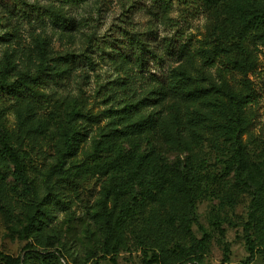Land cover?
Segmentation results:
<instances>
[{
	"label": "rangeland",
	"instance_id": "374dc122",
	"mask_svg": "<svg viewBox=\"0 0 264 264\" xmlns=\"http://www.w3.org/2000/svg\"><path fill=\"white\" fill-rule=\"evenodd\" d=\"M51 4L57 6L52 0H0V61L3 52L11 54L14 67L8 69L18 78L34 73L40 63L49 64L46 72L53 73V80L47 91H58L35 115L24 108L9 111V134L28 152L25 160L37 195L31 198L14 187L12 167L1 158L0 187L12 202L9 211L0 210L1 260L11 255L16 264H264V71L251 75L257 102L252 130L243 136L246 183L236 175L229 133L220 129L216 110L207 131L188 123L180 135L174 121L168 122L173 142L164 139L161 122L144 132L128 127L115 138L121 155L118 165L73 188L62 185L63 177L57 174L67 173L70 165L81 162L112 134L115 127L107 125L103 114L112 104L98 90L114 82L113 91L126 100L124 82L119 81L124 67L145 77L149 73L168 79L144 92L137 90L136 100L144 104L146 114L158 111L167 117L177 111L187 122L195 117L200 100L194 94L210 88L213 71L168 53L180 41L203 35L220 44L237 43L248 14L264 6V0H220L203 16L184 13L175 4L164 10L153 0H88L62 9L75 22L69 30L53 21L57 16L50 12ZM250 42L262 56L264 28ZM114 44L121 51L140 49L143 57L137 53L121 59L113 54ZM72 56L75 60L67 62ZM59 58L67 63L64 68ZM141 60L145 63L139 71ZM4 68L0 63V70ZM73 106L81 108L83 117L73 121L76 151L66 158L59 125L68 121ZM38 119L46 120L48 127L40 129ZM21 120L31 126L25 137L18 131ZM116 126L124 128L119 121ZM174 162L187 166L195 178L194 213L180 191ZM48 194L53 196L54 213L47 221L32 223L26 233L28 217L43 199L48 202ZM185 211L196 218L192 236L182 227ZM119 216L123 222L115 233ZM246 226L255 249L251 263H246ZM32 249L42 255L50 251L56 259L43 262L34 254L27 256Z\"/></svg>",
	"mask_w": 264,
	"mask_h": 264
},
{
	"label": "trees",
	"instance_id": "16d2710c",
	"mask_svg": "<svg viewBox=\"0 0 264 264\" xmlns=\"http://www.w3.org/2000/svg\"><path fill=\"white\" fill-rule=\"evenodd\" d=\"M56 7H53L50 12L56 14L57 18L53 20L58 22L60 27L64 30L74 27V20L64 14L65 7H72L74 5L86 3L88 0H52ZM160 4L164 10L169 9L175 4L181 11L188 13L191 11L201 13L202 16L206 13V10L216 5L220 0H153ZM55 8V9H54ZM63 13V14H62ZM264 28V6L259 7L255 12H250L247 19L244 21L242 27L239 29V38L237 43L232 44H220L216 40L212 41L206 36L195 39H186L180 41L173 49L168 53V57L175 58V60H186L191 64H200L202 67L212 70V83L210 88H204L198 90L195 96L200 100V112L187 122L183 115L179 112L171 113L167 117L160 116V112L154 111L146 114V107L140 101L136 100L139 93L146 91L152 85H162L168 81L166 76L158 79L152 74L148 73V76L136 73L134 70L124 67L121 74L120 82H124L123 89L124 94L128 95L125 100L122 95H118L113 88L116 83L108 81L106 85H101L100 90L104 92L102 97H105L106 102H110L112 105L103 111L104 117L107 119V125L113 129L112 134L108 135L106 139H102L98 142L97 148L91 152L85 154L81 162L72 164L69 166L67 173L59 172L63 178L60 183L69 189L77 186L79 182H87L98 174L107 171L110 168H114L118 165V161L121 159V155L116 153L115 138L121 137L126 129L129 127L135 132H144L151 130L158 122L163 124V137L169 142L175 141V137L172 133L171 127L168 122L174 121V128L178 134H183L187 129V124H191L202 130L211 129L210 120L213 116V111L216 110L218 114V125L220 129L229 133L231 146L233 149V160L236 163V175L239 179L246 183V175L244 164L247 160V154L244 149L243 136L252 130L254 119L256 116L255 105L257 97V86L254 83L251 75L258 73L261 74L264 71V42L262 43L261 55L256 54L251 47V38ZM1 40V39H0ZM110 47V45L108 46ZM113 51L117 57L121 59H130L131 54L138 57H143V53L140 49L136 52L133 49L130 51H121L120 46L112 45ZM143 50V49H142ZM1 55V54H0ZM76 56H72L67 62L75 60ZM63 58H59L57 63H61ZM144 60H141V67L139 71H142L144 66ZM0 63H3L5 68L0 70V160L5 159L7 164L12 167V177L14 180V187L21 188L25 195L35 198L37 195V186L35 179L30 173V168L25 160L28 152L23 148V145L16 144L9 134V111L11 108L26 109V111L32 115L40 112L51 104V97H57L58 91L48 93L50 83L53 80V73L46 72L49 64H38L34 73L28 72L25 76H12L8 68L14 67L12 61V55L3 52ZM67 63H61L60 66L64 68ZM126 66V64H125ZM262 68V69H261ZM52 70H57L56 64L52 67ZM64 71V70H63ZM45 74V76H44ZM141 83H139V82ZM139 83V86L137 84ZM139 87V89H137ZM137 93V94H136ZM131 99V101H128ZM127 101V103L125 102ZM123 103L122 108H115V106ZM77 117H83L81 108L73 106L70 112V116L66 123L61 122L59 129L62 132L65 151L63 156L70 158L76 151V131L72 128L73 121ZM166 118V119H165ZM95 121L94 119H89ZM19 124V133L21 137L28 135L27 132L31 130V126L25 121ZM121 122L124 124V128L117 127L116 123ZM38 127L40 129H46L48 122L43 119H38ZM127 123V124H125ZM33 130H36L34 128ZM65 160H60L58 164V170L63 171ZM175 173L181 179L180 191L186 197V200L191 208L192 212L196 206V188L195 178L191 174L187 166L182 165L179 162H174L172 165ZM56 187V186H55ZM57 190L61 188L60 184H57ZM56 190V189H55ZM56 190V191H57ZM3 189L0 187V210H10L12 202L6 199ZM53 196L48 194L45 202L38 203V208L35 210L32 216L28 217V224L24 228L27 233L30 231V225L34 222L47 221L46 218L51 217L54 213L55 206L53 207ZM4 201V202H3ZM189 211H185L182 214L181 222L183 230L192 236V224L196 220L195 215ZM51 213V215H50ZM123 218L120 216L115 220V233L121 228ZM246 243L248 245L249 255L246 259V263H251L255 259V249L252 238L248 233V227H245ZM200 242V241H199ZM114 251L116 247L114 245ZM48 253V255L46 254ZM42 255L40 250H30L26 255L34 254L36 257L42 258L43 262L52 259V253L50 251ZM1 255V254H0ZM54 256V255H53ZM6 261L1 260L0 264H16V258L11 255L3 256ZM155 260L157 258H154ZM18 264V263H17Z\"/></svg>",
	"mask_w": 264,
	"mask_h": 264
}]
</instances>
